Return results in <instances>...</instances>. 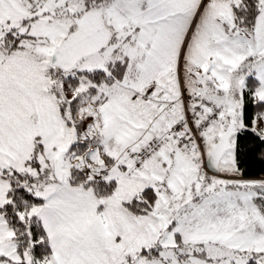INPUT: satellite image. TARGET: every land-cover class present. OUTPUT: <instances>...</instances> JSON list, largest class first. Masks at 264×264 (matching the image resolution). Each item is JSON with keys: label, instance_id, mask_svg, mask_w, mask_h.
<instances>
[{"label": "snow or ice", "instance_id": "1", "mask_svg": "<svg viewBox=\"0 0 264 264\" xmlns=\"http://www.w3.org/2000/svg\"><path fill=\"white\" fill-rule=\"evenodd\" d=\"M0 264H264V0H0Z\"/></svg>", "mask_w": 264, "mask_h": 264}]
</instances>
